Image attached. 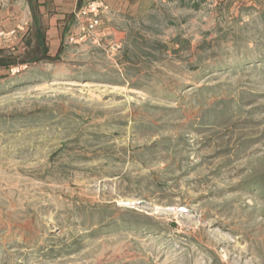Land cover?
Wrapping results in <instances>:
<instances>
[{
    "label": "rangeland",
    "instance_id": "rangeland-1",
    "mask_svg": "<svg viewBox=\"0 0 264 264\" xmlns=\"http://www.w3.org/2000/svg\"><path fill=\"white\" fill-rule=\"evenodd\" d=\"M0 264H264V0H145L0 68Z\"/></svg>",
    "mask_w": 264,
    "mask_h": 264
},
{
    "label": "crops",
    "instance_id": "crops-1",
    "mask_svg": "<svg viewBox=\"0 0 264 264\" xmlns=\"http://www.w3.org/2000/svg\"><path fill=\"white\" fill-rule=\"evenodd\" d=\"M88 1L0 0V31H15L11 36H0V48L18 45L21 52L29 47L38 48L43 45L49 55L55 56L70 34L81 32L77 23L75 24V18L77 11ZM102 1L106 6L104 16L109 13H129L140 7L145 0ZM26 34L31 37L30 46L26 44Z\"/></svg>",
    "mask_w": 264,
    "mask_h": 264
},
{
    "label": "trees",
    "instance_id": "trees-1",
    "mask_svg": "<svg viewBox=\"0 0 264 264\" xmlns=\"http://www.w3.org/2000/svg\"><path fill=\"white\" fill-rule=\"evenodd\" d=\"M39 34L38 37L40 39ZM24 38H26V44L30 46V35L26 34ZM61 51L62 49L55 56H52L49 55L48 50L43 45L38 46V48L29 47L21 52L18 45L2 47L0 48V68L10 69L14 66H20L39 59L54 61L60 56Z\"/></svg>",
    "mask_w": 264,
    "mask_h": 264
},
{
    "label": "built area",
    "instance_id": "built-area-1",
    "mask_svg": "<svg viewBox=\"0 0 264 264\" xmlns=\"http://www.w3.org/2000/svg\"><path fill=\"white\" fill-rule=\"evenodd\" d=\"M105 7L102 0H89L77 11V26L83 32V35L91 34L99 27ZM14 32L5 33L0 31V36L8 37L13 35ZM71 39H74V37L72 36Z\"/></svg>",
    "mask_w": 264,
    "mask_h": 264
}]
</instances>
